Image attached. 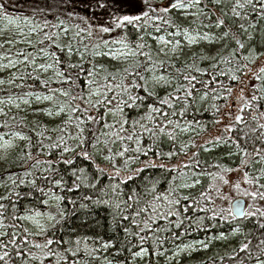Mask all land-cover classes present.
<instances>
[{
    "label": "trees",
    "instance_id": "obj_1",
    "mask_svg": "<svg viewBox=\"0 0 264 264\" xmlns=\"http://www.w3.org/2000/svg\"><path fill=\"white\" fill-rule=\"evenodd\" d=\"M32 7H28L29 3L21 1L16 8L10 6L0 10V20L5 16L9 18H27L32 27L38 26L37 31L34 32L32 43L28 45H19L17 47H9L3 44L0 40V52H13L15 54L23 51L24 55L32 57L39 52L40 48H44L47 51H54L56 55L64 61L61 65V69L66 70V64L69 62L67 50L61 52L59 49L50 42L46 41L43 44H37L39 40H43L45 32L59 31L58 28L44 27V21L47 20L49 25L58 24L63 21L64 27L69 29L68 37H63L62 43L67 44L69 38L80 29H84L81 32L80 37L71 40L74 53L71 57V63H80L81 55L75 50H83V62L86 67H92V64L97 66L103 65L108 68L109 71H115L117 68H123L127 65L122 62L112 61L111 57L96 56L93 57L92 52L95 50L94 45L100 42V35L96 34L92 37L88 36L89 23L96 27L92 19L88 18V21H84L86 16L84 14L95 12L97 14H103V10L93 7V0H65L66 9L61 8L58 12L49 11L44 12L41 5L37 2H30ZM37 3V4H35ZM40 5V6H39ZM66 10V11H64ZM57 11V9H56ZM228 11V9H225ZM77 12V14H76ZM250 12V10H249ZM10 13V14H8ZM71 13V15H69ZM100 15V16H101ZM83 20H80V18ZM221 19H225L221 15ZM217 17L212 16L211 20L204 18V23L212 25L216 22ZM230 25H233V31H236V25L239 23H245V27L250 24H257L255 29L249 28V32L252 34V40L248 41L247 34H244L242 39L248 44L249 48H255L256 52H264V47H261V42L264 40V20L259 19V14H251L246 21L234 19L231 17L230 11H228V17L226 18ZM79 26V27H77ZM187 26V22H186ZM223 29H217L215 27L202 28L201 33L207 32L212 37H218L222 34ZM60 32V31H59ZM142 33H137L133 28L129 27L125 30H118L117 34L108 35L104 34V39H118L127 36V42L135 44L138 42V36ZM163 34V33H160ZM79 41V42H78ZM146 42L153 46V52L155 53L156 44L155 41L148 37ZM85 46L87 50L85 51ZM111 46V45H110ZM235 42L232 43L231 48H235ZM231 48L224 49L221 44L213 40L201 41L197 45L191 46V49H185L188 52L187 56L180 57L177 66L181 67L185 61L191 63V55L193 52L198 55L203 52L206 55L214 57L215 59L209 61H199V66L202 69L208 71L204 75H198V79L210 80L212 75L218 74L220 71H224V76H218L215 82L211 84L210 89H204L201 87L200 93L197 96V100L187 110V113L183 116L179 115V109L181 105H177L175 111L177 116L174 117L181 127H187L188 131L181 132L180 129H176L173 126L165 127V134L157 139L153 144L148 134H144L140 141L141 152L134 153L130 151L125 157H116L115 165L116 169L120 170V176L113 178L114 169L111 164L103 159V156L108 155L107 147L101 144L99 147L102 150L100 154L96 153V150L92 147L93 136H100V132L103 129L102 124H93L87 122L81 127L84 128L82 138L85 139V148L92 153V159H85L80 155L81 149L77 147L76 141L68 140V137H76L80 135L78 129L75 127V119L71 124L66 126V132H61L59 129L65 127V121L68 120V113L61 114L59 116H49L47 113L41 111L40 108L32 106H20L17 109L5 110L7 115L0 114V136H7L12 133H18L21 136L28 137L23 139L16 146V148L10 153L9 158L0 162V195H6L7 189L12 188V179L9 177H19L30 181L33 176H25V170H30L36 177V188H33L31 184L21 185L17 191L20 192V200L17 201L18 210L21 214H24L26 209H34L45 214H50L56 218L55 221L44 220V223L54 224V229H49V234H55L57 238H63L65 240L76 241L80 240L79 248L80 253L77 259H88L89 264H103L104 258L112 261V264H134L136 262L140 264H236L235 260L231 257H238L237 249L242 242L252 239L253 252L256 251L255 245L258 243V239L253 237H259L260 232L258 230L257 218H240V219H220L219 216L213 217V209L209 207L208 199L201 196V193H208L212 182L222 171H227L235 167L243 168L244 172L247 171L250 176H257L260 174V170L264 169V163L250 162V166L244 168L241 165L242 159H249L241 149H246L248 153L253 151V146H258L259 141L257 137L264 133V128L258 127V124H264V118H260L257 114L264 112V79H258L257 76L264 77V73L260 72V68L264 67V57L256 58L253 54L249 60L232 59L228 56ZM105 51V49H103ZM147 50V49H145ZM239 56L249 55L247 48L243 52H238ZM221 56L226 57L231 62L225 63L221 60ZM51 63L52 57L48 56ZM216 63L217 67L213 71L210 68V64ZM246 65V67H242ZM147 67V65H145ZM237 68H241V71H236ZM75 71V70H74ZM143 68L141 72L143 73ZM168 72H174V69L166 68L164 70H157V74L167 75ZM250 72V74H249ZM151 75V73H145ZM196 74V73H193ZM40 76L42 80L51 78L49 84L50 88H61L64 90H71L75 95L80 91V88H85V98H87V90L85 82L88 77L82 75L77 82L80 87H72L68 84H59L55 81L59 78L55 77L54 71L50 70L47 74H41L39 71H35L32 67L25 68L21 63L18 68H15L9 74H1V79L5 81L3 85H0V98L4 97H21L25 96V93L33 91L36 94L46 95L50 94L48 89L41 85L40 81L33 80V76ZM104 73H101L97 77L100 83H103L102 77ZM235 75L237 80L231 79ZM246 75H251L250 84L243 92L244 99L248 101V105L245 106L243 101L241 108V122L233 121L230 123L232 131L227 134L223 128L226 125L219 123V116H221L223 108L227 104L232 105L231 99L235 100V97L241 95L240 82ZM24 76V80L16 79L13 84L7 83L8 80L13 77ZM75 79V76H73ZM22 85L21 88H17L15 85ZM231 88V93L228 89ZM215 89V91H212ZM171 91V88H158V98H163L167 93ZM208 95L203 101L199 100V95L204 92ZM140 95H146L142 91ZM257 97L256 100H252V96ZM65 97L60 96L59 93L55 94V100L47 102L46 105L53 109L65 102ZM83 106V101L80 102ZM147 103H154V100H148ZM215 105V107H213ZM115 105H113L114 107ZM157 107H160L156 103ZM165 111H169L164 106ZM106 109L100 108V114ZM147 109L143 108H126L124 109V116L128 119V128L131 130V121L133 119H139L144 116ZM96 109L91 110V114L96 116ZM75 115L83 117V113H76ZM257 115V119H253V116ZM108 122L111 123L113 117L109 116ZM159 117H157V121ZM145 123H147L145 121ZM5 124L7 127H5ZM149 127L152 125L149 124ZM220 126H223L220 128ZM57 129V131H52ZM255 129V131H252ZM140 130L137 129V132ZM172 132L175 136V140H169L167 133ZM215 132V133H214ZM42 133V135H37ZM218 135L206 142L205 140L211 134ZM247 135V139H245ZM64 136L67 141L68 147L74 148L75 152L63 153L62 145L59 149L48 147L52 143L57 142L58 137ZM103 140L104 137L100 136ZM43 145V147H42ZM182 145L187 147L182 149ZM239 145V147H237ZM112 145L109 144V147ZM120 144L117 143L114 146V151L120 150ZM130 149L136 147L135 142H130ZM149 148H153L155 151L149 152L147 156L143 155L144 151ZM175 153L172 156L164 155L163 157L157 156L156 152L161 153ZM31 153L34 158L40 159L42 162L50 160L52 162L51 172H45L44 169L47 165L41 164L37 169H31L29 165L32 161L27 160V154ZM63 153V156L61 155ZM195 153V155H193ZM129 156H138L139 159L128 160ZM71 160V164L64 163V160ZM259 159L258 157L256 158ZM128 161L127 167H125V161ZM151 161L156 167L151 166L147 162ZM160 164H164L165 167H159ZM187 165V167H185ZM142 168V171L136 173L132 180H127L126 176L129 172H134L135 169ZM83 169V172L80 171ZM99 169H103L101 172ZM49 176L51 182L44 180L42 177ZM78 177L80 179H78ZM199 180L200 183L193 187H185L184 185H193L194 180ZM55 180H61L60 186L55 185ZM125 181L121 183V181ZM17 184L19 180L16 181ZM264 182V181H261ZM113 185H116L115 191ZM43 187L44 194L37 189ZM174 189V193L170 196L171 199H177L184 196L190 197L188 201L181 200L179 205L172 208L174 212H178L179 216L169 217L167 220H157L154 228H168V232H161L162 239L165 237L166 242L159 251L164 255L157 256L155 254L156 246L151 241L147 242L144 247L149 249V254L143 258H137L132 260L131 253L127 250L129 245L126 244L127 238L123 231L124 227H132V230H136L134 226L130 225V221H123L119 218L120 212L116 208L117 204L121 205V209L124 207L123 201L127 200L128 196L133 192L139 195L142 201H153L154 196H163L169 194V190ZM62 197L57 201L53 197ZM15 199V197H13ZM48 200L47 205L43 204V200ZM101 201V202H98ZM107 201V203H102ZM156 203H161L156 201ZM260 206H264V202H259ZM161 208V211H165L167 208ZM143 207V204L140 205ZM188 208L185 212L184 209ZM200 209H205L200 211ZM135 207L131 211H135ZM11 211V209H9ZM64 213L63 219H61L60 213ZM124 215H128V212H124ZM146 218V216L144 217ZM201 218L203 220L201 221ZM182 221V225L177 228L176 224ZM261 222H264L262 220ZM24 226L35 230V226L31 222H25ZM239 228L240 231L234 233L233 230ZM220 233H224L225 239H214L218 237ZM196 240H202L208 244L207 248L199 247L189 252H182L179 255H173L176 251L186 243H191ZM112 242V247L109 250H101L97 253L99 259H92L84 255L85 246L89 249L100 248L102 242ZM137 241L132 239V244H136ZM138 251L139 248L133 249ZM245 257L247 254H243ZM71 264V258L69 259ZM254 264V261L251 262Z\"/></svg>",
    "mask_w": 264,
    "mask_h": 264
},
{
    "label": "snow or ice",
    "instance_id": "obj_2",
    "mask_svg": "<svg viewBox=\"0 0 264 264\" xmlns=\"http://www.w3.org/2000/svg\"><path fill=\"white\" fill-rule=\"evenodd\" d=\"M127 5V9L123 6ZM93 7L103 10L104 14L109 16V23L100 24L98 27H94L89 23L88 36L92 37L95 32H99L100 42L95 44L94 51L92 52L93 57L96 56H107L111 57L112 61L122 62L127 65L123 68H117L115 71H109L108 68L103 65L97 66L92 64V67L88 68L83 62V53H81L80 63H71V57L74 53L73 45L71 40L80 37L81 32L84 29H80L74 35L69 38L67 44L62 43L63 37H68L69 29L62 28L63 37L61 32L52 31L45 32L43 40H39L37 44H43L46 41H50L55 48L61 52L67 50L69 62L66 64V70L61 69V65L64 64L54 51H47L44 48H40L39 51L43 53L44 57L51 56L52 63H40L36 64V57L29 59V55H24L23 51L18 53V56H23V60H9L7 65L0 67H15L18 64L23 63L25 68L32 67L35 71L48 72L49 70L54 71L55 77L59 78L55 82L61 85L68 84L72 87H80L77 83L82 75L88 77L85 82L87 90V98H85V88H80L77 94L73 95L71 90H64L61 88H50L49 84L51 78L42 80L40 76H33L32 79L40 81L44 88L48 89L50 94L41 95L36 94L33 91L25 93L28 98L17 97V100H21L23 104L29 105L32 102V98L36 101H54L55 94L59 93L60 96L65 97V102L57 105L54 109L47 110V115H61L68 113V120L65 121V127L59 129L61 132H66V126L73 122L75 119V127L78 129L80 135L76 137H68V140H75L77 147L81 149L80 155L85 159H92V153L86 150L84 147L86 144L85 139L82 138L84 125L87 122L93 124H102L103 129L100 132V136L104 139L101 140L100 136H93L92 147L96 150L97 154L101 153L100 145L103 144L107 147L108 155L103 156V159L108 161L114 169L113 178L120 176V170L116 169L115 160L116 157H125L130 151L134 153L141 152V139L146 133L155 144L157 139L165 134L166 126H173L176 129H180L181 132L188 131L187 127H181L180 123L174 119L177 116L176 109L177 105H181L179 109V115L183 116L187 113V110L197 100V96L200 93L201 87L204 89H210L211 84L216 81L217 75L224 76V71H220L216 75H212L210 80L198 79V75H204L208 70L202 69L199 66V61H209L215 59L209 55L201 52L198 55L195 52L192 53L190 59L191 63L185 61L181 67L177 66L180 57L187 56L188 52L185 49H191V46L199 44L201 41L212 42L215 40L223 46L224 49L231 48L233 42L236 47L231 48L228 56L232 59H243L249 60L253 54L256 58L264 57V52H256L255 48H249L248 44L242 39L244 34H247L248 41L252 40V34L249 32V28L255 29L257 24H250L245 27V23H239L236 25V31H233V25L227 22L228 11L231 13V17L246 21L251 14H259V19L264 20V0H93ZM5 5L0 3V10H3ZM228 9V11H225ZM250 10V12H249ZM71 15V13L69 14ZM96 13L93 12V16ZM221 15L225 19H221ZM212 16H216V22L212 25L205 24L204 18L211 20ZM9 19V23H14L15 20L5 16ZM19 19V18H17ZM24 19H27L26 17ZM83 19V18H81ZM187 22V26H186ZM63 21L59 24L49 25L47 20L44 21V27L61 28ZM215 27L217 29H223L222 34L218 37H212L207 32L201 33L202 28ZM79 27V26H77ZM133 28L137 33H142L138 36V42L130 44L127 42V36L118 39H104V34H109L114 30H125L127 28ZM38 26L29 29L30 32H36ZM163 33V34H160ZM151 37L155 41L156 48L155 53L153 52V46L146 42V39ZM14 41H7V43H13ZM79 42V41H78ZM26 43L31 44V40H27ZM110 45H120V48L113 51ZM261 47H264V40L261 42ZM247 48L249 55L239 56L238 52H243ZM103 49H108L104 51ZM147 49V50H145ZM87 46H85V51ZM75 51H79L76 49ZM221 60L225 63L231 61L226 57L221 56ZM147 65V67H145ZM217 67L216 63L210 64V68L214 71ZM246 67V65L242 66ZM143 68V73L141 69ZM166 68L174 69V72H168L167 75L157 74V70H164ZM75 70V71H74ZM236 71H241V68H237ZM260 72L264 73V67L260 68ZM101 73H104L100 83L97 77ZM145 73H151L146 75ZM196 73V74H193ZM75 76V79H73ZM258 79H264V77L257 76ZM16 79L24 80V76L13 77L7 81L9 84H13ZM233 80H237V77L233 75ZM5 83L4 80H0V85ZM17 88H21L22 85L16 84ZM158 88H171V91L163 98H158ZM140 91L146 95H140ZM215 91V89H212ZM228 91L231 93L232 89ZM208 93L205 91L202 95H199V100L203 101ZM154 100V103H147L148 100ZM238 100L243 101L244 105H248V101L244 99L243 89L241 88V95L237 97ZM255 95L252 96V100H256ZM83 101V106L81 105ZM7 103L8 105L20 107L19 103H14L11 96L8 97L7 101L0 100V104ZM156 103L160 107L156 106ZM113 105H115L113 107ZM164 106L169 111H165ZM129 108H143L146 107L147 111L144 116L139 119H133L131 121V130L127 127L129 121L124 116V109ZM215 107V105H213ZM106 109L103 115L100 114L99 109ZM96 109V116L91 114V110ZM41 111H44L41 109ZM83 113V117L75 115L76 113ZM0 113L7 115L3 108H0ZM230 115V113H226ZM260 118H264V112L257 114ZM257 115L253 116V119H257ZM113 117L111 123L108 122V117ZM157 117L159 120L157 121ZM145 121L147 123H145ZM236 122H241L242 117L240 115L235 116ZM152 126L149 127L148 125ZM5 127L7 125L5 124ZM258 127L264 128V124H258ZM137 129L140 131L137 132ZM228 131H232V127H227ZM52 131H57L53 129ZM252 131H255L253 129ZM42 135V133H37ZM169 140H175V136L172 132L167 133ZM23 139L28 137L21 136ZM3 139V137H0ZM219 141V137L216 138ZM247 139V135H245ZM259 141L258 146H253V151L248 153L246 149H241L245 152V155L249 159H242L241 165L246 168L250 166L251 161L256 163H264V133H261L260 137L256 138ZM135 142L136 147L130 149V142ZM119 143L120 150L114 151V146ZM109 144L112 146L109 147ZM62 145L63 153L75 152L74 148L68 147L67 141L64 136H60L57 142L52 143L48 147L59 149ZM11 141L4 140L3 145L0 147H11ZM43 147V145H42ZM187 145H182V149ZM239 147V145H237ZM155 151L153 148H149L143 152V155L147 156L149 152ZM63 153L61 154L63 156ZM157 156L163 157L164 155L172 156L175 153H161L156 152ZM195 155V153L193 154ZM259 158L258 160L256 158ZM139 159L138 156H129L128 160ZM27 160L32 161L29 165L31 169H37L42 163L47 165L44 169L45 172H51L52 162L50 160L41 161L38 158H34L31 153L27 154ZM64 163L71 164L72 161L64 160ZM128 161H125V167H127ZM153 167H156L151 161L147 162ZM159 167H165L164 164H160ZM187 167V165H185ZM83 172V169H80ZM103 172V169H99ZM142 171V168L135 169L134 172H129L126 176L127 180H132L136 173ZM25 176H33V179L27 181L19 177H9L12 179V188H8L7 185L4 187L7 189L6 195H0V264H69L71 258V264H89L88 259H77L80 253V240L76 241L65 240L62 237L57 238L55 234H49V229H54V224L41 223V220L46 218L47 221H56V218L35 211L34 209H26L24 214H21L18 210L17 201L20 200V192L17 191L21 185L31 184L33 188H36V177L30 170H25ZM44 180L51 182L49 176L42 177ZM78 179H80L78 177ZM17 180L19 183L17 184ZM264 169L260 170V174L253 177L245 171L244 182L250 185H254L255 190H245L243 195L251 198V203L248 204L247 210L240 206V202L236 201L235 204L231 205L227 210L228 215H224L225 210L220 209L219 211H213V217L219 216L220 219H236L237 217L243 218H257L258 230L260 236L253 237L258 239V243L255 245L256 251L253 252V241L252 239L247 242H242L240 247L236 250L238 257L234 256L231 259L235 260L236 264H264V206H260L259 202H264ZM125 181H121L124 183ZM61 180H55V185L60 186ZM200 181L194 180L193 185H184L185 187H193L199 184ZM115 191L116 185H113ZM235 187L239 189V183L235 184ZM44 194V188L37 189ZM174 189L169 190V194L163 196H154L153 201H142L139 195L133 192L132 195L128 196L127 200L123 201L124 207L121 209V205L117 204L116 208L120 212L119 218L123 221H130V225L134 226L136 230H132V227H124L123 231L127 238L126 244L129 245L127 250L131 253L132 260L135 261L137 258H143L149 254V249L144 245L151 241L156 246L155 254L157 256L164 255L163 252L159 251V248L166 242V237L161 238V232H168V228H154L157 220H167L172 216H179L178 212H174L172 208L181 203V200L188 201L190 197L184 196L177 199H171L170 196L174 193ZM201 196L205 199L209 197L205 196V193H201ZM15 197V199H13ZM59 201L62 197H53ZM160 201L161 203H156ZM43 204L47 205L48 200H43ZM101 202V201H98ZM164 202L167 204L165 211H161V208L165 207ZM107 203V201H102ZM143 204V207L140 205ZM135 207V211H131ZM11 209V211H9ZM205 209H200L204 211ZM185 212L188 211L186 207ZM124 212H128V215H124ZM61 219L64 217V213H60ZM146 216V218H144ZM203 218H201V221ZM25 222H31L35 226V230L24 226ZM182 221L176 224L179 228L182 225ZM240 229H234L233 232H239ZM224 233H220L218 237L214 239H225ZM132 239L137 241L136 244H132ZM204 248L208 247L207 243L199 242ZM112 247V242H102L100 248L89 249L85 246L84 255L92 259H99L97 253L101 250H109ZM138 247V251L133 249ZM183 251V249H180ZM243 254H247L246 257ZM178 255V253H173ZM103 264H112L111 260L107 257L104 258ZM127 264V262H125Z\"/></svg>",
    "mask_w": 264,
    "mask_h": 264
},
{
    "label": "rangeland",
    "instance_id": "obj_3",
    "mask_svg": "<svg viewBox=\"0 0 264 264\" xmlns=\"http://www.w3.org/2000/svg\"><path fill=\"white\" fill-rule=\"evenodd\" d=\"M22 0H0V3L5 5V8H9L12 6L13 8H16L17 5ZM27 3H29L28 7H32V4L30 3L32 0H23ZM80 1V0H79ZM33 2L39 3L40 7L44 10V12L48 13L49 11H54L55 13L62 12L59 11L61 8L66 9V3L65 0H33ZM35 3V4H37ZM38 5V4H37ZM125 9H127V5L123 6ZM4 8V9H5ZM57 9V11H56ZM66 11V10H64ZM10 14V13H8ZM77 14V12H76ZM104 14V13H103ZM86 18L84 21H88L92 19L95 21L96 27H98L100 24H107L109 23V16L107 15H101L97 14L93 16V12L84 14ZM101 15V16H100ZM80 18V17H79ZM14 23H9V19L3 18L0 20V40L3 42V44L8 45L9 47H17L21 45H30L26 43L27 40L33 39L34 32H30L29 29L32 28V25L27 19H16ZM80 20H83L80 18ZM59 24V23H58ZM62 28H67L64 26H61V28H58V30L62 32ZM118 30H114L113 32L109 33L108 35L117 34ZM96 34H100L99 32H95ZM14 41L13 43H7V41ZM113 51L120 48V45H111L110 46ZM105 51H108V49H105ZM81 55L84 51L81 49L79 51H76ZM33 57V56H32ZM32 57H29L31 59ZM36 64L40 63H51L49 57H44L43 53L40 51L37 52L36 55ZM23 60V56H18L17 54L13 52H0V66L7 65L9 60ZM20 64L16 65L15 67H0V75L1 74H9L12 70L15 68H18ZM50 71V70H49ZM48 71V72H49ZM48 72H40L41 74H47ZM250 74V72H249ZM251 75H246L245 78H243L240 82V87L243 89V92L245 89H247L248 84L250 82ZM0 80L1 76H0ZM241 93V90L239 91ZM238 95L237 97H239ZM23 98H28L26 96H21ZM235 97L234 99H231L232 105L227 104L225 108H223L221 116H219V123H223L222 125H226L223 130L227 134L229 131L227 130L228 126H231L230 123L235 121V116L240 115L241 116V108H242V102ZM14 100V103H19L20 106H36L40 109H43L45 113H47V110L53 109L50 106H47L46 103L48 101H36L34 98H32V102L29 105H25L22 103L21 100H17V97H12ZM8 97L0 98V100L7 101ZM0 108H3V110H12L17 109L15 106L8 105L7 103L0 104ZM226 113H230V115H227ZM2 114V113H0ZM223 126H220L222 128ZM215 133V132H214ZM211 134V136H208L205 140H202L201 142H206L208 140H212V138L217 137L218 135ZM3 137V139H0V145H3L4 140L11 141V147H0V162H3L7 158H9L10 153L16 148V146L22 141L20 138L21 135L18 133H12L7 136H0ZM239 183L240 187L237 189L235 187V184ZM253 191L255 190L254 185H250L244 182V170L241 167H235L227 171H222L218 174V176L215 178V180L212 182L210 189L207 191L206 196L209 197L208 203L209 207L213 209L212 211H219L220 209H224V215H228L227 210L230 208V203L233 199L237 197H241L245 200V209L247 210L248 204L251 203V198L248 196L243 195L244 191ZM50 215V214H47ZM46 219V218H45ZM44 219V220H45ZM44 220H41V223H44ZM199 242H203L202 240H196L191 243L183 244L177 251L178 255L182 252H189L191 250H195L199 247H202V244ZM205 243V242H204ZM180 249H183V251H180ZM177 256V255H176ZM134 264H140L138 262Z\"/></svg>",
    "mask_w": 264,
    "mask_h": 264
},
{
    "label": "water",
    "instance_id": "obj_4",
    "mask_svg": "<svg viewBox=\"0 0 264 264\" xmlns=\"http://www.w3.org/2000/svg\"><path fill=\"white\" fill-rule=\"evenodd\" d=\"M236 201H239L240 202V206L242 208H245V200L243 198H241V197H237V198L233 199L231 201V203H230V206L233 205V204H235ZM240 218H243V217H237V219H240Z\"/></svg>",
    "mask_w": 264,
    "mask_h": 264
}]
</instances>
